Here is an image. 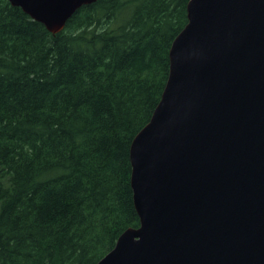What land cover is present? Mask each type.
<instances>
[{
    "label": "trees",
    "instance_id": "1",
    "mask_svg": "<svg viewBox=\"0 0 264 264\" xmlns=\"http://www.w3.org/2000/svg\"><path fill=\"white\" fill-rule=\"evenodd\" d=\"M188 0H96L52 33L0 0V264H94L136 227L129 148Z\"/></svg>",
    "mask_w": 264,
    "mask_h": 264
},
{
    "label": "water",
    "instance_id": "2",
    "mask_svg": "<svg viewBox=\"0 0 264 264\" xmlns=\"http://www.w3.org/2000/svg\"><path fill=\"white\" fill-rule=\"evenodd\" d=\"M57 33L96 0H8ZM130 148L139 217L94 264H264V0H188Z\"/></svg>",
    "mask_w": 264,
    "mask_h": 264
}]
</instances>
